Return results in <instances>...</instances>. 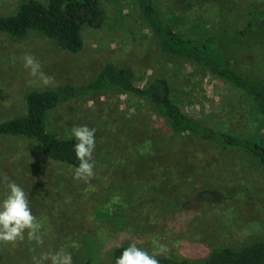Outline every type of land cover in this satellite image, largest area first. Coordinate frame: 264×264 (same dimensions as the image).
Instances as JSON below:
<instances>
[{
    "label": "rangeland",
    "instance_id": "obj_1",
    "mask_svg": "<svg viewBox=\"0 0 264 264\" xmlns=\"http://www.w3.org/2000/svg\"><path fill=\"white\" fill-rule=\"evenodd\" d=\"M17 2L0 0V14L11 13ZM153 4L185 35L241 31L252 17L248 12L264 10V0ZM101 7V25L82 29L83 48L75 54L36 32L19 38L0 33V121L24 112L21 88L80 86L112 63L141 88L164 80L182 110L205 124L246 138L257 132L264 139V120L250 113L244 93L190 61L157 51L133 0H102ZM250 34L227 47L229 59L244 75L264 80V32ZM227 38L220 43L231 42ZM26 53L54 77L52 85L45 88L29 75ZM46 123L61 138L71 137L73 126L96 129L95 177L74 180L75 167L47 159L33 141L0 136V201L8 193L7 176L29 194L44 226L43 246L27 239L15 247L0 245L2 264H33L34 255L61 248L74 264H115L108 252L133 241L149 252L159 242L167 247L165 256L201 262L212 250L264 237V165L249 152L172 135L147 102L119 92L64 101L48 111Z\"/></svg>",
    "mask_w": 264,
    "mask_h": 264
},
{
    "label": "trees",
    "instance_id": "obj_2",
    "mask_svg": "<svg viewBox=\"0 0 264 264\" xmlns=\"http://www.w3.org/2000/svg\"><path fill=\"white\" fill-rule=\"evenodd\" d=\"M101 1L18 0L11 13L0 14V33L19 38L28 32H36L51 40L58 49L75 54L83 48L82 29L87 26L96 28L103 21ZM133 1L151 30L160 54L190 61L231 89L241 91L246 95L250 113L256 119L264 120V80L238 71L230 61L227 49L247 41L251 32H264V10L248 12L252 17L241 31L208 30L199 35H185L175 31L170 21L161 17L153 0ZM224 36L231 42L220 43L224 42ZM20 92L25 110L20 115L0 121V136L31 140L44 157L54 162L73 167L79 163L74 151V138H61L48 130V111L76 96L119 92L147 102L172 135H190L222 148H239L264 165V139L257 132L253 137L246 138L215 129L183 111L171 97L164 80L141 88L133 84L125 69L112 63H104L92 78L80 86L60 84L46 89L21 88ZM135 150L147 152L143 147ZM104 211L99 210V213ZM128 246L114 247L108 252V257L115 262ZM4 259L0 254V264ZM157 259L160 264H264V237L250 240L237 248L226 246L212 250L201 262L165 255Z\"/></svg>",
    "mask_w": 264,
    "mask_h": 264
},
{
    "label": "clouds",
    "instance_id": "obj_3",
    "mask_svg": "<svg viewBox=\"0 0 264 264\" xmlns=\"http://www.w3.org/2000/svg\"><path fill=\"white\" fill-rule=\"evenodd\" d=\"M23 67L29 75L37 78L40 85L48 87L53 84L54 77L43 71L41 61L33 54L26 53L22 57ZM71 137L74 138V151L78 166L74 168L73 179L89 182L95 177L94 151L96 148V129L87 125L73 126ZM8 193L0 201V245L17 246L27 239L35 246H43L44 232L40 219L33 214L29 194L7 176L3 178ZM34 251V249H33ZM167 247L159 242L153 243L151 252L138 246L136 241L129 244L115 260V264H160L158 256L167 253ZM33 264H74L72 254L61 248L56 251L41 253L32 257Z\"/></svg>",
    "mask_w": 264,
    "mask_h": 264
}]
</instances>
